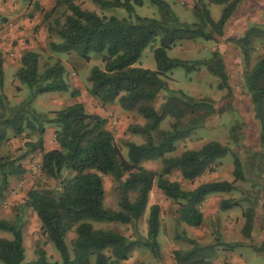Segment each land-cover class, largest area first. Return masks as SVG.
<instances>
[{"label":"trees","instance_id":"16d2710c","mask_svg":"<svg viewBox=\"0 0 264 264\" xmlns=\"http://www.w3.org/2000/svg\"><path fill=\"white\" fill-rule=\"evenodd\" d=\"M29 1L34 10L46 17L58 9L68 13L63 23L56 21L49 27V32L60 39L59 43H48L50 51L75 54L85 61L93 55L101 58L103 68L95 66L89 71V95L102 106L117 103L122 111L136 113L145 120L143 126L129 127V132L142 136L144 142L140 145L127 143V156L124 157L113 142L107 121L99 115L87 113L82 104L76 103L54 112L52 118L35 112L31 104L38 96L67 93L69 87L61 60L40 65L39 54L30 51L20 56V67L15 72V78L27 88L28 96L25 102L11 110L3 94L4 70L0 53V109L10 111L4 123L16 136L28 130L37 137L28 146L30 151L41 152V173L61 184L57 197L31 191L25 202L38 218L42 235L54 247L61 264H120L127 261L136 243L112 230L94 229L93 224L136 226L148 207L149 194L154 187L178 205L181 222L190 228H199L203 223L200 209L206 198L236 191V183L246 180L244 167L239 156L232 152V182L213 181L192 190H183L178 182L168 179L177 170L183 180L193 182L204 173L213 172L217 162L230 150L218 142H208L197 150L168 156L175 152L178 142L203 128L207 119L223 109L210 98L196 99L182 91L171 90L165 79L177 68L191 73L195 68L205 67L218 80L217 89L226 90L227 97H230L229 78L218 52H213L208 60L195 61L170 58L167 52L183 40L215 41L223 37L239 0H209L213 5L224 6L217 21H213L204 0H196L193 6L196 22L193 24L180 22L164 0H89L101 10H124L127 17L122 19L100 17L82 10L72 0H57L55 7L47 12L40 8L39 0ZM145 2L157 8L160 19L135 15V7H142ZM262 37L264 29L253 27L236 40L244 59L248 58L253 40ZM155 43L157 46L152 49V55L156 70L135 67L143 51ZM244 86L259 126L258 140L264 168V57L245 77ZM160 93L164 96L155 109L153 105ZM71 94L78 96V92ZM166 118L171 121L169 128L163 131L160 125ZM47 124L57 128L54 137L58 147L49 151L44 150L43 139L44 125ZM230 135L233 143H237L235 128L230 130ZM155 160L162 164L159 173L141 166L142 162ZM23 173V166L16 160L0 157V198L8 188V179ZM104 176H109L117 184L118 210L104 206ZM238 206L239 200L220 202L223 211ZM262 211L264 213V201ZM159 215L158 205L149 207L147 237L143 241L156 258H159ZM243 217L242 234L250 238L255 228V209L248 208ZM0 232L11 235V239L0 238V262L23 264L25 251L20 218L13 222L0 220ZM70 232L76 236L72 242V255L65 242ZM182 240L190 247L173 252L175 264H214L219 247H232L218 239L209 245H200L186 236ZM35 256L36 260L26 264H47L46 252L39 245L35 248Z\"/></svg>","mask_w":264,"mask_h":264},{"label":"rangeland","instance_id":"374dc122","mask_svg":"<svg viewBox=\"0 0 264 264\" xmlns=\"http://www.w3.org/2000/svg\"><path fill=\"white\" fill-rule=\"evenodd\" d=\"M54 0L52 7H55ZM82 10L94 12L100 17L126 18L127 14L122 9L101 10L89 0H72ZM180 22L193 24L196 18L193 14V6L196 0H164ZM14 2V1H10ZM19 5L16 18L11 21L0 14V43L9 39V34L16 28L22 32L20 44L18 40L1 46L0 52L3 58L4 88L3 94L7 100V106L11 110L25 102L28 90L15 78V72L20 67V56L28 51L39 54L40 65H51L55 60H61L65 68V79L69 87L67 93H50L38 96L31 104V108L48 118L53 113L65 109L76 103L84 106L89 114L95 112L107 121V129L113 137V142L121 149L124 157L127 156V143L140 145L144 138L129 132L133 125L145 124V120L138 114L122 111L117 103L100 105L88 93L89 71L92 67L103 68L101 58L91 56L89 61L80 59L75 54L63 55L49 50L48 43H59L60 39L49 32V27L54 22L63 23L68 13L64 9H58L54 14L46 17L38 10H34L29 0H16ZM207 9L213 19L220 18L224 6L213 5L209 0H204ZM14 7V6H13ZM135 15L139 17L160 19L157 8L145 2L142 7H135ZM15 21V22H14ZM25 22V23H23ZM258 27L264 29V0H239L235 10L224 29L223 37L215 41H203L200 39L183 40L167 52L168 57L185 61L208 60L213 52L222 56L225 64L230 97L226 90H218V80L210 75L205 67L195 68L191 73L177 68L166 76V81L171 90H179L193 98H210L223 109L221 113L209 118L203 128L196 130L190 137L176 144V150L168 156H179L188 150H197L208 142H218L227 146L230 153L217 162L213 172L204 173L193 182L182 179L180 173L174 170L170 181L178 182L183 190H192L196 186L213 181L232 182L233 157L236 153L242 160L245 182L236 183V191L230 194H213L208 196L201 206L203 223L199 228H190L180 221L177 213L178 205L167 199L156 187L149 194L148 207L136 226L121 224H93L94 229H109L136 243L135 248L127 261L120 264H175L173 252L186 250L190 246L182 240L183 236L194 240L200 245L212 244L216 239L221 243L232 247H219L214 264H264V220L262 204L264 201V168L262 167V147L258 140L259 126L254 119L250 103V96L246 92L244 81L255 64L264 57V37L253 40L248 51V58L244 59L236 40L241 38L249 28ZM5 37V39H4ZM15 43V45L13 44ZM157 43L147 47L135 67L156 70L152 49ZM72 92H78L73 96ZM164 93H160L154 108L158 109ZM109 114L116 116V126L109 122ZM10 111L3 112L0 109V157L16 160L21 164L24 173L12 176L8 179V188L0 198V220L13 222L20 218L23 235L24 261L23 264L36 260L35 248L42 247L47 255V264H61L60 258L52 244L46 242L42 235L41 224L35 213L25 205L27 195L31 191L57 197L61 190V184L55 180L46 178L41 173V152L30 151L28 144L36 141V136L25 130L20 136H16L11 127L4 123ZM28 118V117H26ZM170 119L166 118L160 125L161 130L169 128ZM45 133L44 150L56 149L54 133L57 130L52 124L44 125ZM236 129L238 142L233 143L230 130ZM141 166L149 171L159 173L162 167L160 160L142 162ZM1 180V174H0ZM21 184V186H20ZM104 206L107 209L118 210L117 184L109 177H103ZM239 200V206L229 210H221L222 200ZM158 205L160 208V226L157 243L159 258L147 248L143 241L147 237V218L149 207ZM250 207L256 212L255 228L250 238L242 234L245 223L243 213ZM75 233L70 232L66 237V245L72 255V242ZM0 238L11 239L9 233L0 232ZM0 264H3L0 262Z\"/></svg>","mask_w":264,"mask_h":264},{"label":"crops","instance_id":"0c3cea01","mask_svg":"<svg viewBox=\"0 0 264 264\" xmlns=\"http://www.w3.org/2000/svg\"><path fill=\"white\" fill-rule=\"evenodd\" d=\"M10 1H14V2H10ZM53 2H54V0H39V6L43 10H48L49 8L52 7L51 5L53 4ZM16 3H17L16 0H0V14L4 15L5 17H8L11 21H13L16 18V16H18L17 9H18L19 5H17ZM23 23H25V22H23ZM18 27H19V25L17 24L16 28L14 30H12V32L9 34V39L4 40V42H1L0 47L1 46H7L9 43L16 41V40H18V43L20 44L21 35L23 33L18 30ZM4 39H5V37H4ZM13 44L15 45V43H13ZM30 52H33V51H30ZM94 114L99 115L96 112Z\"/></svg>","mask_w":264,"mask_h":264},{"label":"built area","instance_id":"2783aa9c","mask_svg":"<svg viewBox=\"0 0 264 264\" xmlns=\"http://www.w3.org/2000/svg\"><path fill=\"white\" fill-rule=\"evenodd\" d=\"M109 120H110V124L113 125V126H116L117 124V121H116V116L114 114H109ZM21 186V184H20Z\"/></svg>","mask_w":264,"mask_h":264}]
</instances>
